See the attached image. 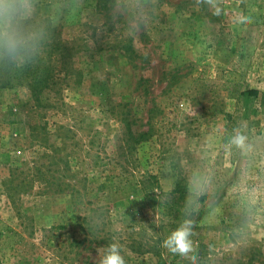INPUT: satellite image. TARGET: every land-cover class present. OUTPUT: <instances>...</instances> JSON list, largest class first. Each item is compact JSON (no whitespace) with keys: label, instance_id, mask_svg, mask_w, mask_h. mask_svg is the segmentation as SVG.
I'll use <instances>...</instances> for the list:
<instances>
[{"label":"rangeland","instance_id":"obj_1","mask_svg":"<svg viewBox=\"0 0 264 264\" xmlns=\"http://www.w3.org/2000/svg\"><path fill=\"white\" fill-rule=\"evenodd\" d=\"M117 1L28 0L73 49L42 104L0 87V264H264V0ZM180 180L187 257L150 224Z\"/></svg>","mask_w":264,"mask_h":264},{"label":"trees","instance_id":"obj_2","mask_svg":"<svg viewBox=\"0 0 264 264\" xmlns=\"http://www.w3.org/2000/svg\"><path fill=\"white\" fill-rule=\"evenodd\" d=\"M98 2L99 5L103 4L105 6L103 10L108 12L117 5L118 1L98 0ZM107 3H111L112 8L108 9ZM19 23L27 37L26 47L30 49V53L28 55L21 54L14 61H8L0 56V87L15 88V84L26 87L30 90L36 104H42L54 81L55 74L69 72L66 61L73 48L62 41L47 19H26ZM127 47L128 45L125 48ZM254 93L256 92L248 91L242 93V96H252ZM130 134L135 143L149 141L148 131L137 134L131 132ZM149 179L157 181L154 176H150ZM41 184L43 190L49 189L44 183ZM148 199L155 205L160 202L152 194L148 195ZM161 199H164L166 212L159 221L150 223L153 226L151 228L152 242L163 253L174 254L169 248L163 246V242L180 228L184 221L194 220L196 216L194 207L204 200L205 196L192 193L188 185L180 180L172 192L167 195L161 194Z\"/></svg>","mask_w":264,"mask_h":264},{"label":"clouds","instance_id":"obj_3","mask_svg":"<svg viewBox=\"0 0 264 264\" xmlns=\"http://www.w3.org/2000/svg\"><path fill=\"white\" fill-rule=\"evenodd\" d=\"M215 11L214 15L219 16L222 9L215 4V0H207ZM28 0H0V56L8 61H14L21 54L28 55L30 49L26 47L27 37L20 27V18L26 14ZM248 17H241V22H247ZM244 137L238 136L234 143L244 146ZM193 221L186 220L174 231L164 242L163 246L169 248L173 253L188 256L194 251L193 243L189 239ZM193 259L194 257H189ZM101 264H125L120 255V246L113 243L108 246L107 254L101 260Z\"/></svg>","mask_w":264,"mask_h":264}]
</instances>
